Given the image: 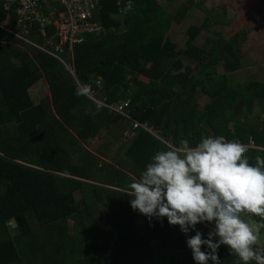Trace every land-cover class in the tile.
Here are the masks:
<instances>
[{
    "label": "trees",
    "instance_id": "obj_1",
    "mask_svg": "<svg viewBox=\"0 0 264 264\" xmlns=\"http://www.w3.org/2000/svg\"><path fill=\"white\" fill-rule=\"evenodd\" d=\"M173 1L166 0L165 6ZM124 2L99 0L94 19L104 31L73 47L72 73L55 57L25 43L2 52L16 64L0 55V264H195L186 246L193 231L186 236L166 218H146L129 204L127 185L139 179L153 155L169 148L136 129L132 142L116 154L114 167L100 159L99 150L90 153L81 143L107 136L120 119L115 122L113 112L101 106L97 111L88 97L76 96V81L91 84L106 104L128 100L133 119L148 124L174 147L181 140L195 146L202 137L223 136L242 144L251 140L259 147L245 153L250 163L257 155L264 157V127L251 120L254 102L264 99V84L231 81L240 70L238 44L245 32L238 35V44L217 35L196 45L200 32L209 29L206 24L190 26L185 48L175 51L165 34L170 24L165 6L133 0V11L122 15ZM186 10L179 5L177 21ZM50 24L45 37L36 29L30 33L32 43H57ZM122 28L126 31L120 33ZM6 35L15 41L0 28V40ZM181 57L197 62L198 72ZM41 78L49 97L34 105L28 90ZM197 94L210 99L203 110ZM259 107L263 112L264 103ZM104 203L110 217L88 226L84 216ZM252 219L264 232V220ZM69 222L81 229L77 239L68 233ZM211 227L208 222L196 225L202 238ZM217 255L221 264H240L226 245Z\"/></svg>",
    "mask_w": 264,
    "mask_h": 264
},
{
    "label": "clouds",
    "instance_id": "obj_2",
    "mask_svg": "<svg viewBox=\"0 0 264 264\" xmlns=\"http://www.w3.org/2000/svg\"><path fill=\"white\" fill-rule=\"evenodd\" d=\"M54 45L48 47L49 51ZM62 60L67 62L63 64L67 70L72 64V55L68 61L67 56ZM76 83V96L92 95L91 84ZM100 106L104 107L97 104V111ZM131 131L135 130L131 127ZM248 148L260 150L251 140L242 144L223 136L208 135L195 146L181 140L178 147L158 151L139 179L127 185L132 197L130 207L149 219L166 218L169 225L179 226L186 236L193 231L195 234L186 240V246L195 264H221L217 255L221 245L234 252L240 264L251 261L264 264V246L254 247L264 232L252 219L264 220V157L257 155L255 163H250L245 155ZM205 222L214 224V229L211 227L213 231L202 238L196 225ZM202 246L205 251L201 250Z\"/></svg>",
    "mask_w": 264,
    "mask_h": 264
},
{
    "label": "crops",
    "instance_id": "obj_3",
    "mask_svg": "<svg viewBox=\"0 0 264 264\" xmlns=\"http://www.w3.org/2000/svg\"><path fill=\"white\" fill-rule=\"evenodd\" d=\"M156 4L163 8L166 4V0H156ZM179 5H184L187 10L183 18H181L180 21H177V19L179 18L177 17L176 13ZM16 7H17L16 1L14 0H0V28L3 29L7 34H9L12 38L15 39L14 41L6 35L5 39L0 40V45H1L0 55L1 54L3 55V60L6 57L11 58L12 56L8 53H2L3 50H5V52H8L13 48H18L20 43L28 44V46L29 45L35 46L42 52L48 54L49 50L47 49V45L48 46L53 45L52 40L49 39L47 45L44 42L45 45L43 44V46H37L36 44L32 43L31 39L29 38V35L31 32H33L34 29H36L40 36L45 37L46 30L49 25H46L42 28L35 23L19 24L17 15L15 13ZM198 7H200V9ZM164 9H166V12L168 13L170 19V24L165 34L167 38H169V41L175 47V51H181L185 48V41L187 39L186 31L190 26L201 27L203 24H206L209 29V32L206 31L200 32V34L195 40L196 45L197 43L202 44V38H207V39L211 37L215 38V36L217 35H221L225 37L228 33L234 34V32L236 31L234 29L236 25L239 24L241 26L243 25L246 28L250 27L253 30H256L258 28L257 25H259V23H263L260 26H264V0H174L170 6H165ZM206 11L208 13H215V17L209 16ZM61 12L62 11L58 6L51 4L48 7V11L45 13H47L48 21L54 22L56 21L58 15ZM257 14H260L261 17H257ZM200 16H202V19H200ZM196 18H199V20H195ZM256 21H259V23H257ZM13 24H14V29L8 28V26H12ZM125 31L126 29L122 28L119 32L123 33ZM241 31H244L245 35L248 34V30L246 29H240L237 30L236 32H241ZM232 36L233 35L229 36V38H231ZM247 36H244L243 38H247ZM8 46H12V48H7ZM20 47H21L20 49L25 50L24 47L22 46ZM181 60L183 63L191 67V69L193 70L200 69L199 65L195 61L183 57H181ZM13 64H16V60H13ZM63 66L65 67V65ZM41 79L45 80V78H41ZM40 80L35 84H33L28 90L29 97L34 105L39 104L40 102L43 101V99L45 100L48 99L49 97V90L46 80L43 81V83ZM255 81L260 82L259 80H255ZM235 83L238 85H245L238 82ZM260 83L264 84V82H260ZM43 84L46 85L45 88H42ZM33 91L34 93H42L43 95L40 98H38L33 94ZM202 96L203 97L201 96L196 97V101L200 110H203L204 106L210 100L207 96L204 95ZM117 102H123V101H117ZM119 119L120 121L118 127L113 128L107 134L106 137L103 135H99L94 139H90L87 140L85 143H81V146H83L86 150H88L92 154H95L99 150L100 154L103 155V158H101L102 157L101 156L100 159L104 161L106 164L110 165V167H114L115 163L109 160L108 153H112V151L116 153L117 151L120 150V148H123L124 146L131 143L133 137L135 136V132L134 131L131 132V129L129 128L130 126L129 123H127L126 121H124L123 119L117 116L115 117L114 121L117 122ZM112 137L115 139H113ZM122 155H123V151H122ZM97 156L99 157V155Z\"/></svg>",
    "mask_w": 264,
    "mask_h": 264
},
{
    "label": "built area",
    "instance_id": "obj_4",
    "mask_svg": "<svg viewBox=\"0 0 264 264\" xmlns=\"http://www.w3.org/2000/svg\"><path fill=\"white\" fill-rule=\"evenodd\" d=\"M16 1V15L19 24L35 23L44 27L52 23L55 27L57 44L52 47L48 54L59 59L63 64L60 55L65 54L67 61L71 56L72 49L75 45L81 44L85 36L98 35L103 29L95 21V13L99 7V0H14ZM121 1V0H118ZM56 5L61 9L56 21L49 22L47 12L49 5ZM133 1L125 0L120 6L119 13L122 15L129 14L133 11ZM98 96L97 92L92 90V95L87 97ZM109 111L121 116L124 120L129 121L133 130L141 129L155 138L161 140L169 148L172 144L166 143L159 137L158 131L154 130L148 124H141L130 116L128 102L118 104H102ZM155 133V134H154Z\"/></svg>",
    "mask_w": 264,
    "mask_h": 264
},
{
    "label": "rangeland",
    "instance_id": "obj_5",
    "mask_svg": "<svg viewBox=\"0 0 264 264\" xmlns=\"http://www.w3.org/2000/svg\"><path fill=\"white\" fill-rule=\"evenodd\" d=\"M200 9V7H198ZM207 12V11H206ZM208 13V12H207ZM209 16H213L215 17V13H208ZM191 17V15H190ZM257 17H261L260 14H257ZM200 19H202V16H200ZM195 20H199V18H196ZM257 23H259V21H256ZM197 24V23H196ZM263 23H259L258 28L256 30H253L252 28L248 27H244L243 25L241 26L236 25L234 30H240V29H246L248 30V34H246L245 36H247V38H244V40L242 42H240V40L242 39L239 38L238 35H242L241 32H234L233 33H228L225 37L229 38V36L233 35L230 39V43H239L238 47L240 49V52L242 54V58L240 60V70L232 73V79L231 81H235L241 84H246L248 81L250 80H259L260 82H264V26H260ZM255 25V24H254ZM240 26V27H239ZM213 30V28H212ZM245 34V33H243ZM238 36V38H236ZM233 38H235L236 41H233ZM204 40V38H202V41ZM48 49V48H47ZM50 50V49H48ZM9 60H14L13 57H11ZM69 63H71L69 61ZM70 66V64H69ZM67 70H71L70 67H68ZM195 73L198 72V70H194ZM217 72H221L222 68L219 66L216 68ZM40 81H45L44 79H41ZM46 85L43 84L42 88H45ZM33 94L40 98L43 94L42 93H34ZM46 94V93H45ZM33 95V97H34ZM47 95V94H46ZM202 95L197 94V97ZM90 100L96 102L97 104H101V99L100 96H93V97H88ZM264 103V99L263 100H256L254 102L253 105V115H252V121H253V125H257L259 127H264V111L260 112V104ZM199 107V106H198ZM125 125V124H124ZM124 130V128H123ZM155 134V133H154ZM106 137V136H105ZM113 138V137H112ZM115 139V138H113ZM166 143L171 144L170 142L166 141ZM106 144V143H105ZM115 144V143H114ZM167 147V146H166ZM118 151L116 153H114V151H112V153H108V158L109 160H111V162L116 160ZM122 153V152H121ZM74 159V163L75 164H79V161L76 160L75 156H71ZM90 186H97V183L91 182L89 183ZM99 186V185H98ZM110 217V210L108 209V206L104 203L103 205H96L91 208L90 210V216L87 217L84 216V221H86L85 223L89 226L91 224H94V222L96 223H100L102 221L107 220ZM10 233L14 234L15 231L14 227H10ZM261 229V227H260ZM81 232V229L79 227H73V224L71 222L68 223V233L71 235L77 236L79 235V233ZM264 246V234L260 235V238L257 242V245L254 247H261Z\"/></svg>",
    "mask_w": 264,
    "mask_h": 264
}]
</instances>
